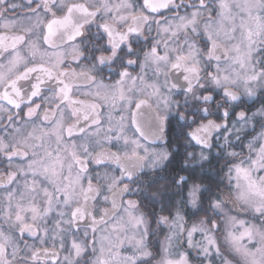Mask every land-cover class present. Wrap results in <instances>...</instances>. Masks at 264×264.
Instances as JSON below:
<instances>
[{"label": "snow or ice", "instance_id": "obj_1", "mask_svg": "<svg viewBox=\"0 0 264 264\" xmlns=\"http://www.w3.org/2000/svg\"><path fill=\"white\" fill-rule=\"evenodd\" d=\"M0 264H264V0H0Z\"/></svg>", "mask_w": 264, "mask_h": 264}]
</instances>
